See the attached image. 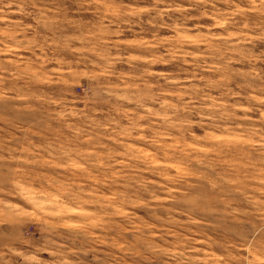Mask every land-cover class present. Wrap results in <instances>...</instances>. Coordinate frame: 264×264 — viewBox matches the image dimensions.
Listing matches in <instances>:
<instances>
[{"label":"rangeland","instance_id":"rangeland-1","mask_svg":"<svg viewBox=\"0 0 264 264\" xmlns=\"http://www.w3.org/2000/svg\"><path fill=\"white\" fill-rule=\"evenodd\" d=\"M0 264H264V0H0Z\"/></svg>","mask_w":264,"mask_h":264}]
</instances>
